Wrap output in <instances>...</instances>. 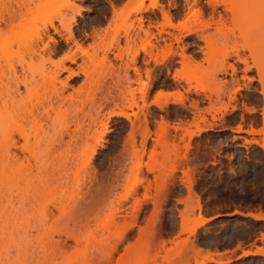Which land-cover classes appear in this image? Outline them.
<instances>
[{"label": "rangeland", "instance_id": "374dc122", "mask_svg": "<svg viewBox=\"0 0 264 264\" xmlns=\"http://www.w3.org/2000/svg\"><path fill=\"white\" fill-rule=\"evenodd\" d=\"M63 1L70 7H59ZM14 2L0 0V13ZM24 2L26 12L32 4ZM138 2L145 10L125 14ZM35 11L21 40V76L34 88L20 87L22 113L53 101L55 65L72 56L65 64L77 75L67 82L85 84L63 91L72 99L60 110L70 130L109 111L129 119L112 116L47 160L31 183L40 205L32 191V216L5 224L0 262L219 264L205 259L211 254L230 259L222 264H264V217L248 215H264V0H37ZM84 145L94 153L75 152ZM18 156L0 187L35 173L34 161ZM43 212L46 221H37ZM203 217L210 219L199 225Z\"/></svg>", "mask_w": 264, "mask_h": 264}, {"label": "bare ground", "instance_id": "6f19581e", "mask_svg": "<svg viewBox=\"0 0 264 264\" xmlns=\"http://www.w3.org/2000/svg\"><path fill=\"white\" fill-rule=\"evenodd\" d=\"M36 1L37 0H28V4H32V7L27 9L26 12H23L25 3L24 0H15L14 6L12 8L7 9L6 13L4 14L0 13V177L4 178L6 171L13 170L14 166L19 161L18 152H20L26 160L29 161L31 159L35 163L34 174H32L31 172L24 173V176H19L17 182H13L8 187H0V197L5 198L6 200V203L1 207V211L4 213V218L0 216V233H4L3 227L10 219L14 218V220L21 219L22 221H25L27 220V218H30L32 216L33 202L27 201L25 203L26 199L29 197V194H31L32 191H34L35 200L40 205V198L39 196L37 197L38 193L35 192V189L31 185V183L35 182V179H41V174L45 169L44 167L47 165V160L52 159L53 155H61L70 152V150L66 148L70 147L73 143H77V140L81 142L85 141L87 136L89 135L90 130H92V127L96 126L98 123H101V126L103 125V128H105V126L107 125V120L110 117L124 115V117L129 119L128 115L125 113L123 114L122 112L109 111L102 119L99 117V115H97L94 119H92L91 124H89L87 128L81 129L79 132L75 133V131L70 130L68 122L65 120V114L67 112L65 110L60 112V110L66 103L70 104L72 99L65 97L63 95V91L68 87H71L72 89H74L75 93H78L85 84V82L82 81L76 88H73L67 82L68 78L77 75L76 72H74L69 66L65 64L66 61L69 63L75 62L72 56H66L63 60L55 65L53 77L50 78L49 81V85L53 83L51 85L54 96L53 101H49L47 105H41L39 108H37L38 110L34 112L30 111L27 114L22 113L21 110L23 103L21 100L22 92L20 91V87L23 86L24 90L28 92L34 88H32L30 86V83L25 78H23V76H21L25 65L22 51L25 46L22 45L21 40L23 38L24 22L26 20L31 21L36 17ZM65 5H69V1H63L62 4H59V7ZM143 10L145 9L142 2H138L132 6L127 7L124 12L125 14H130L131 12H139ZM77 14L79 15V12H77ZM245 17H248L247 13H244V18ZM259 31L262 32V28H260ZM68 33L70 36L71 33L69 29ZM263 34L264 31L261 33L262 37H264ZM11 38L13 40L10 41V43L5 42L7 41V39ZM46 45L47 43L45 44V46ZM13 46H15V50L12 49ZM29 46V48H26L30 50L32 55H36L38 46L34 43L32 44V41ZM261 56H259L258 58V66L260 69V74L264 77V55L262 57ZM135 60V57H133L131 59V62L134 63ZM131 68L137 76L135 80L133 79V82L140 81L141 78L139 70L134 66ZM59 72L68 73L64 81L58 80ZM180 73L181 75H188L183 72ZM128 80V83L132 82L130 81V79ZM261 81L263 82V80ZM57 84H59L58 87ZM45 88L47 87H44L43 89ZM45 91H48V89H45ZM141 93V99L144 103L142 109H145V107L147 106L144 101L145 93L144 91H142ZM158 94L159 95H156V98H158V96H162L161 93ZM162 94L163 96H168L167 93ZM127 95H129L133 101L134 92L128 91ZM141 112L143 116L142 122L146 124L147 113L144 110H142ZM57 115H62V117H58ZM129 121L130 123L133 122V120ZM134 124L135 122L131 123V125ZM202 129L205 128H199L197 131H201ZM234 130L239 131L240 128L238 127ZM65 136L68 137L67 140L64 139ZM95 140L97 144L101 145V140ZM145 140L146 137L142 138V145H144ZM63 145L65 146L64 149L59 150L57 148V146ZM85 150L86 152L89 150L90 156L94 153L95 149L94 147L90 149L85 148L84 145L75 152L83 153L85 152ZM46 174H48V172H46ZM21 182L26 184L25 188L21 186ZM48 192L51 194L50 203L53 205V190H50ZM15 198H17L18 205H16L13 201V199ZM64 199L65 195L63 194L59 196L56 201L58 200V203L63 205ZM21 210L22 212L19 215L14 217L12 216L13 213H19ZM248 215L254 218H258L261 216L264 217V215H261L260 213H249ZM45 218L46 216L43 212V214L40 216V218L37 219V221L43 222L42 220H45ZM208 219H210V217L201 218V220L199 221V225H202ZM51 247L53 248V245ZM113 250L114 249H110V251L106 253L105 262H108L110 260V254ZM248 252L249 251L245 250L242 253L245 255ZM205 259L219 264L230 261L229 258H215L211 254H206ZM0 264H20V259L14 258V260L10 263L5 259L4 261L0 262Z\"/></svg>", "mask_w": 264, "mask_h": 264}]
</instances>
